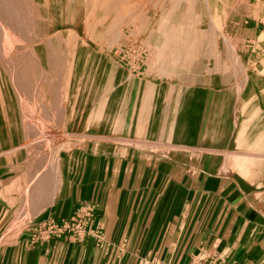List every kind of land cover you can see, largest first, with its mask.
I'll return each mask as SVG.
<instances>
[{
  "label": "rangeland",
  "instance_id": "obj_1",
  "mask_svg": "<svg viewBox=\"0 0 264 264\" xmlns=\"http://www.w3.org/2000/svg\"><path fill=\"white\" fill-rule=\"evenodd\" d=\"M125 145L264 219V0H0V264Z\"/></svg>",
  "mask_w": 264,
  "mask_h": 264
},
{
  "label": "crops",
  "instance_id": "obj_2",
  "mask_svg": "<svg viewBox=\"0 0 264 264\" xmlns=\"http://www.w3.org/2000/svg\"><path fill=\"white\" fill-rule=\"evenodd\" d=\"M179 163L164 156L154 164L152 151L130 145L104 156L88 181L64 190L53 216L69 217L92 197L107 245L64 235L25 244L12 264H140L142 258L189 264L192 256L209 250L227 264L260 262L264 219L246 207L244 195L229 181L210 173L185 174Z\"/></svg>",
  "mask_w": 264,
  "mask_h": 264
},
{
  "label": "built area",
  "instance_id": "obj_3",
  "mask_svg": "<svg viewBox=\"0 0 264 264\" xmlns=\"http://www.w3.org/2000/svg\"><path fill=\"white\" fill-rule=\"evenodd\" d=\"M97 210L96 202L86 201L70 217L44 220L42 237L61 238L64 235H71L80 242L92 239L97 246H102L103 226ZM189 264H227V262L215 254H209L206 257L197 254L191 257ZM258 264H264V262Z\"/></svg>",
  "mask_w": 264,
  "mask_h": 264
}]
</instances>
